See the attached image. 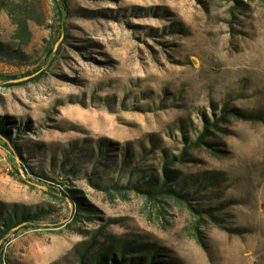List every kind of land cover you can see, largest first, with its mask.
I'll use <instances>...</instances> for the list:
<instances>
[{"label": "rangeland", "instance_id": "1", "mask_svg": "<svg viewBox=\"0 0 264 264\" xmlns=\"http://www.w3.org/2000/svg\"><path fill=\"white\" fill-rule=\"evenodd\" d=\"M15 2L45 22L21 46L0 10V42L24 55H0V119L22 130L23 153L0 142V211L53 213L8 234L0 264H76L94 235L156 245L167 264H264V0H70L64 35L53 0ZM224 111L210 146L173 167L219 224L95 187L160 174Z\"/></svg>", "mask_w": 264, "mask_h": 264}, {"label": "trees", "instance_id": "2", "mask_svg": "<svg viewBox=\"0 0 264 264\" xmlns=\"http://www.w3.org/2000/svg\"><path fill=\"white\" fill-rule=\"evenodd\" d=\"M57 7V12L60 20L61 33L64 35L67 25V20L71 15L70 0H53ZM0 10H5L11 18L13 24L16 26L13 38L20 43L21 46L28 45L33 37L30 28V22L36 21L39 24L45 22L44 14L38 13V10L32 2L17 3L15 0H0ZM54 55V49L50 51ZM0 55L5 57H20L24 55L20 50L6 48L0 42ZM1 59V58H0ZM12 79V78H11ZM236 113V112H235ZM226 111L221 118L216 119L213 123H206L204 130L201 133H196L197 138L191 140L179 156L174 154L166 156L160 169V174L148 173L147 176L141 177L135 183H128L125 186H101L96 184L95 187L103 191L116 190L117 192L136 190L145 195L149 200H157L161 198H169L180 204L187 205L191 210L198 214L204 212L209 213V216L219 224L218 219L210 210H197L192 204V187L188 188V181L185 183L181 180V172L173 167L176 164H184L187 157L191 156L190 150L199 149L204 145H209L206 139L212 134L211 127L218 128L220 121L226 119ZM238 117H245L253 119L254 116H245L242 114H235ZM242 115V116H241ZM13 124L0 119V142L10 146L11 150L20 158L23 157L21 147L17 141L20 139V128H15L12 132ZM214 153H222L219 150H214ZM15 166L19 167L16 161ZM126 166V162L124 165ZM26 182V181H25ZM180 185V186H179ZM77 212H90L88 207L81 201L79 197L73 196ZM53 210L46 208H38L34 212L26 215H19L17 211L6 214L0 211V242L4 241L6 236L10 234L15 228L28 222H38L48 215L52 214ZM198 241L204 244L201 236H197ZM76 256V264H167L165 260H161L162 251L156 245L146 244L142 240H126L118 239L116 236L106 237L104 240L100 236L94 235L84 241L78 242L73 250ZM136 255V256H135Z\"/></svg>", "mask_w": 264, "mask_h": 264}]
</instances>
